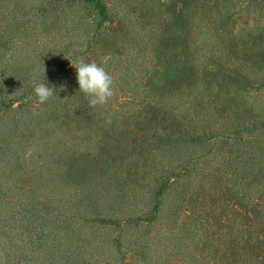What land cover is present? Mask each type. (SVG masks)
Here are the masks:
<instances>
[{
	"label": "rangeland",
	"instance_id": "1",
	"mask_svg": "<svg viewBox=\"0 0 264 264\" xmlns=\"http://www.w3.org/2000/svg\"><path fill=\"white\" fill-rule=\"evenodd\" d=\"M40 1L0 0L10 12L0 92L13 95L24 79L35 93L33 76L61 74L53 92L34 95V114L0 119L17 154L37 158L38 170L16 169L34 178V199L90 217L143 215L153 209L144 198L158 193L155 216L141 217L148 248L136 264H264L260 230L209 231L198 220L176 228L183 205L199 214L203 195L184 173L162 193L152 178L199 160L211 177L246 184L248 201L233 199L239 222L249 210L264 217V0ZM128 238L122 249L135 256Z\"/></svg>",
	"mask_w": 264,
	"mask_h": 264
},
{
	"label": "trees",
	"instance_id": "2",
	"mask_svg": "<svg viewBox=\"0 0 264 264\" xmlns=\"http://www.w3.org/2000/svg\"><path fill=\"white\" fill-rule=\"evenodd\" d=\"M43 2L41 0L39 3ZM23 6L32 7L34 4ZM4 12H0V35L3 36L6 35L7 16L10 14ZM60 75L47 70L41 76H33L36 82L33 86L35 93L28 85L23 84L24 79L19 80L15 84L19 86L16 92L21 94L23 100H16L17 93L13 92L12 95V90L0 92V119L12 112L19 113L17 120H24L26 114H34V109L41 107L33 98L34 95L44 98L53 92L55 83L57 87L59 82L56 78ZM27 79L26 77L25 80ZM16 101H20L17 106L14 105ZM8 128L0 132V264H136L139 260L144 261L143 251L148 248L145 239L147 227L145 230L141 229L144 221L141 217L149 215L144 221L148 224L155 216L159 203L161 204V201H157L158 193L144 198L153 209L143 215L125 214L123 209L110 208L90 217L84 210L60 201L49 202L41 197L34 199V178L27 171L16 169L27 163L30 169L38 170L36 157L33 155L23 160L17 154ZM59 157L62 155L53 156L54 164L60 160ZM200 164L201 161L189 158L182 162L181 168L174 172L176 174L164 170L159 174L154 172V177L152 176L155 179L153 182H157L154 189H159V193H162L173 188L181 178L180 174L184 173L185 178H189L192 185L197 186L194 189H199L203 195L204 206L200 208L199 214L196 208L184 204L174 226L179 228L182 221L187 220L192 224L194 220H198L209 231L216 229L231 234L242 231L245 225L253 231L260 230L264 235V217L254 210H249L251 216L244 218L246 223L238 221L244 215L240 206L242 203L233 199L238 197L244 202L248 201L246 184L242 185L241 180L223 178L224 175L220 174L213 178ZM253 197L259 199L257 190H254ZM211 200L217 202L216 206L211 205L213 202L209 204ZM202 211L208 213L204 214ZM127 234L130 235L129 245L135 251V256L122 249ZM138 239L142 241L138 242ZM127 250L131 251L129 248ZM176 259V264H180L179 259Z\"/></svg>",
	"mask_w": 264,
	"mask_h": 264
}]
</instances>
